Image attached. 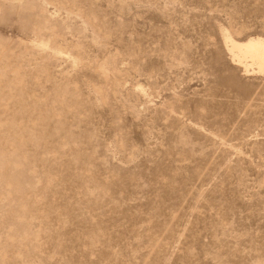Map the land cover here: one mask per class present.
<instances>
[{"label":"rangeland","instance_id":"374dc122","mask_svg":"<svg viewBox=\"0 0 264 264\" xmlns=\"http://www.w3.org/2000/svg\"><path fill=\"white\" fill-rule=\"evenodd\" d=\"M264 0H0V264H264Z\"/></svg>","mask_w":264,"mask_h":264},{"label":"bare ground","instance_id":"6f19581e","mask_svg":"<svg viewBox=\"0 0 264 264\" xmlns=\"http://www.w3.org/2000/svg\"><path fill=\"white\" fill-rule=\"evenodd\" d=\"M224 46L233 63L241 67L244 73L264 74V39L250 37L238 42L228 33L222 34Z\"/></svg>","mask_w":264,"mask_h":264}]
</instances>
